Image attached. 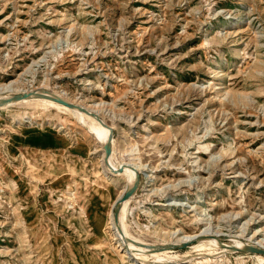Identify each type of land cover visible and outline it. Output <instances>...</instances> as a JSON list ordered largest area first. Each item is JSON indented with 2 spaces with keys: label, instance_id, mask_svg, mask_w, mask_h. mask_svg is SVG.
Wrapping results in <instances>:
<instances>
[{
  "label": "rangeland",
  "instance_id": "1",
  "mask_svg": "<svg viewBox=\"0 0 264 264\" xmlns=\"http://www.w3.org/2000/svg\"><path fill=\"white\" fill-rule=\"evenodd\" d=\"M0 87L103 102L114 166H143L127 253L101 141L54 107L0 108V264H259L229 245L264 236V0H0Z\"/></svg>",
  "mask_w": 264,
  "mask_h": 264
},
{
  "label": "bare ground",
  "instance_id": "2",
  "mask_svg": "<svg viewBox=\"0 0 264 264\" xmlns=\"http://www.w3.org/2000/svg\"><path fill=\"white\" fill-rule=\"evenodd\" d=\"M222 60L223 59L220 58L219 61L217 60V63L214 64V68H213L214 72L220 70V67H221V64H222ZM1 87L3 89H5V88L10 89V91H11V88L8 87V85L7 86L4 85V86H1ZM1 87H0V89H1ZM220 88L224 92L223 96L225 95V93L228 94L230 92V90L227 87V85H225L223 83L221 84ZM46 92L55 93L58 96L64 98L65 100H67L69 102H72L74 104H77V105H80V106L84 107L86 110H89L90 112H92L94 114V116H97L102 122H104L100 118V116H98V114H96V112H98V110H99V107L102 106L103 102L91 103V104L78 103L77 101L74 102L73 100L68 98L64 93L56 91L54 89H51V90L49 89V91H46ZM235 94H238V93H234V95ZM3 97H5V96H3ZM12 104H17V105L18 104H22V105H27V106H32V107L33 106H41V107H44V108L54 107L57 110L68 112L71 115H73L75 117V119H77L79 121L80 124L85 126L91 133H93L99 139V142L101 141V145L106 140L108 132H109L108 127H110V126H108L105 122H104L105 124L101 123L93 115H90V114H88L86 112H83V111H81V110H79V109H77L75 107H70V106H67L65 104L59 103V102H57L55 100H52L50 98L41 97V96H32L31 95V96H28V97H23V98H20V99L12 100V101H9V102L4 103V104H0V108L7 107V106H10ZM105 107H107V106L105 105ZM101 108H104V107H101ZM110 146L113 149L112 136L110 138ZM113 158H114V152L113 151L111 152V150H110V153L107 156L106 160H107L108 164L111 167H113V169H115V170H111V168L107 166L106 162L103 159V152H101L100 160H101L102 167H103L105 173L108 174L109 176H121V177H124L125 184L123 186H121L117 190V192L115 193L114 199L111 200L110 207H109V210H108V217H109L110 226H111V228L113 230L114 236H116V240H118L120 242V244H124L126 246V248H127L126 251L128 253V252H131L133 250H137L139 248V242H136V239H137V241H140V239L137 238V237L136 238L133 237V240H130L131 234L125 228L128 206H129L131 200H133L134 197H135V194H136L135 190L132 193H130L126 198H124L123 200H121L119 202V205H118L119 209H118L116 218L113 217L111 207L114 206V203L120 198V196L122 195V193L125 190V188H127V186H129L131 184V182L134 180L135 173H137L138 170L140 171L143 166L139 165V164L132 163V162L131 163L130 162H118L117 165L115 164V166H114V163L112 162ZM112 163H113V165H112ZM118 166L121 167V170L117 169ZM137 185H138V182H137ZM237 213L238 212H234L233 214L236 215ZM257 230H255L253 233H251V235H249L250 236L249 237L250 238L249 242H246V243L264 247V236L260 237V235H258L259 233H258ZM172 235H173V233H172ZM190 239L191 240L194 239V236H185L184 235L183 238L182 237L181 238L178 237L174 241L170 240V242H166V243L187 241V240H190ZM166 243H160V244H166ZM244 243L245 242H243V241H236L235 244H233V246L240 247ZM154 245H156V244H154ZM217 245H219V244H217ZM172 251L173 250L168 248V247H163V248H155L154 247V248L150 249L149 254H143V255H140V256H141L142 260L147 259L149 256L152 257L153 259H157V260L167 259V258H172L173 255L172 256L170 255V253ZM253 255L256 257V259L259 262V264H264V255L263 254L255 253Z\"/></svg>",
  "mask_w": 264,
  "mask_h": 264
},
{
  "label": "water",
  "instance_id": "3",
  "mask_svg": "<svg viewBox=\"0 0 264 264\" xmlns=\"http://www.w3.org/2000/svg\"><path fill=\"white\" fill-rule=\"evenodd\" d=\"M41 96V97H46V98H50L52 100H55L59 103L65 104L67 106L70 107H75L83 112H86L90 115L94 114L92 112H90L89 110H86L84 107L74 104L72 102H69L67 100H65L64 98L58 96L55 93L52 92H46L45 90H27V91H20V92H15L13 94H10L9 96H5V97H1L0 98V104H4L7 103L9 101L12 100H16V99H20L23 97H28V96ZM98 121H100L101 123L105 124L104 122H102L97 116H94ZM108 135L106 140L102 143L101 147H102V152H103V159L106 162L107 166L111 168V170H115L113 169V167H111L106 158L110 153L111 150V146H110V138L112 136V130L110 127H108ZM118 170H121V167L118 166L117 168ZM137 182H138V173H135V178L134 180L131 182V184L129 186H127V188H125V190L123 191L122 195L120 196V198L114 203V206L111 207L112 210V214L113 217L116 218L118 209H119V202L121 200H123L124 198H126L130 193H132L137 186ZM187 241H179V242H173V243H166V244H156V245H151L152 248H163V247H168V248H172L175 245H179L182 246L186 243ZM230 248L232 249H242L244 251H249V252H253V253H258V254H264V247L261 246H257V245H253V244H249V243H244L242 246L238 247V246H233V245H229Z\"/></svg>",
  "mask_w": 264,
  "mask_h": 264
}]
</instances>
